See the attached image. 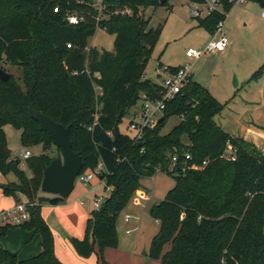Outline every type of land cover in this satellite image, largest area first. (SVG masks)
Listing matches in <instances>:
<instances>
[{"label": "trees", "instance_id": "trees-1", "mask_svg": "<svg viewBox=\"0 0 264 264\" xmlns=\"http://www.w3.org/2000/svg\"><path fill=\"white\" fill-rule=\"evenodd\" d=\"M171 1L103 0L98 21L96 0L93 5L89 0H0V71L7 73L8 66L24 71V87L9 73V81L0 78V171L13 172L18 179L0 188L16 199L18 194L25 197L17 203L34 204L29 208L31 219L22 226H0V241L16 228L42 239V252L24 261L0 244V264H63L41 211L44 202L57 206L66 200L40 197L44 171L54 158L49 152L56 146L30 117V103L57 123L71 126L73 150L83 159L81 174L103 163L100 179L106 189L114 188L101 208L93 211L87 236L71 239L81 258H90L98 246L99 261L107 264L105 250L119 243L118 217L142 188V180L154 177L159 168L169 170L177 155L179 167L204 161L208 165L180 175L166 172L175 177L176 185L150 210L159 232L147 256L161 264H264V153L216 123L225 105L192 78L167 103L163 122L146 131L142 142L120 129L144 98L156 101L163 96L160 84L145 79L163 27L150 29L142 12ZM235 1L219 0L222 10L198 18L199 26L214 35ZM244 1L264 8V0ZM127 10L132 17L123 15ZM69 15L85 16V21L69 25ZM98 25L115 36L113 52L89 46ZM172 116L180 117V124L162 135ZM8 125L22 131L25 147L43 146V154L26 160L31 178L21 169L20 159H12L5 133ZM229 144L237 149L235 161L223 157ZM188 153L192 159L185 161ZM167 245L170 250L164 253Z\"/></svg>", "mask_w": 264, "mask_h": 264}, {"label": "rangeland", "instance_id": "rangeland-1", "mask_svg": "<svg viewBox=\"0 0 264 264\" xmlns=\"http://www.w3.org/2000/svg\"><path fill=\"white\" fill-rule=\"evenodd\" d=\"M97 8L99 21L104 8L99 3ZM192 9L189 0H174L169 5L157 9L148 8L142 12L145 19L150 21V29L163 27L160 40L148 63L145 79L161 84L162 79H158L156 74L159 64L171 67H184L189 64V71L194 80L208 89L215 98L226 106L225 113L228 116L235 118V115H240L246 106H254L251 104L252 97L249 99L253 92V85H250L249 79L256 70L264 66V8L255 2L236 4L222 27L230 41L227 52L225 54L212 52L197 60L187 58L186 51L189 48L204 49L212 40V36L199 26L198 19L193 17ZM130 14L132 15H124L132 17L133 12ZM114 41L115 36L107 33L98 25L95 36L89 40V46L100 51L113 52ZM6 70L7 73L13 75L18 84L24 87V71L22 69L8 66ZM160 75L163 78L166 77L163 72ZM235 81L240 83V86L236 87ZM140 108L141 103L134 110H140ZM253 109L255 108L249 110ZM252 112L254 111L250 113L253 114ZM222 115L223 113L220 114V117ZM130 118V115L126 116L120 126L121 131L125 134H129ZM216 121L219 122L220 120L216 119ZM180 122L181 118L178 116L168 118L162 129V135L171 133ZM5 133L12 159H20L21 169L27 177L31 178V169L28 162L23 159V155L29 151L32 157L40 156L44 153L43 146L25 147L22 143V131L11 125L5 127ZM58 153L57 147H53L49 152L52 157H56ZM17 181V176L13 172L3 174L0 171L1 186ZM175 185V177L163 171H159L154 177L143 179L142 188L138 192L145 191V188L148 189L147 194H149L150 200H142L137 192L129 201L117 221L118 246L111 249H119L126 254H132V257L148 259L153 263L159 262L150 259L145 253L149 251L153 238L159 232V225L151 216L150 210L154 205L165 200L167 193ZM75 186L76 190L71 194V197H76L79 188L83 189L85 193L71 206H65L69 200L60 204L64 205L63 208L67 210L66 214L62 213L63 210L55 209L48 215L49 210L53 207H45L49 205L46 202L42 206V217L44 220L46 217L49 218L50 221L47 224L59 241L69 238L71 243L73 238L81 239L83 237L82 239H84L87 236L88 220L92 218L93 211H97L96 201L100 199L102 204L114 191L113 187L106 189V182L101 179L89 182L78 179ZM17 196L18 199L26 201L21 194ZM40 197L41 199H49L53 196L41 193ZM18 199L11 195H5L0 188V210L8 208ZM60 216L63 217V220L60 219ZM23 231L22 228L14 229L6 236L4 244L12 253H17L27 260L37 256L38 253H35V249L39 245V237L37 241H32L30 244L26 241H20L19 235H22ZM90 240H92L91 233ZM95 256L96 246L95 252L90 258L95 259ZM128 261L129 264L140 263V260L137 263L134 258H129Z\"/></svg>", "mask_w": 264, "mask_h": 264}, {"label": "built area", "instance_id": "built-area-1", "mask_svg": "<svg viewBox=\"0 0 264 264\" xmlns=\"http://www.w3.org/2000/svg\"><path fill=\"white\" fill-rule=\"evenodd\" d=\"M97 4L102 5L103 0H96ZM244 0L235 1L234 4L243 3ZM95 3V0H94ZM104 8V7H103ZM192 14L193 17L201 18L206 17L213 13L216 10H222V5L219 0H205L204 4H192ZM55 13L59 12L58 8L54 9ZM130 10L123 12L124 14H130ZM228 16V15H227ZM264 18V12H263ZM85 21V16L79 15H69L67 17V22L69 25L78 26ZM225 22H221L218 26L217 32L212 36V40L207 44L204 49H194L189 48L186 51V56L190 60H197L203 57L206 54L216 52L223 53L225 52L229 45L230 41L225 32H223L222 27ZM71 48V45L67 46ZM160 70L165 73L166 77L162 78V83L160 84L163 88V96L161 99L156 101L147 100L144 98L141 103L140 110H134L131 113L130 125H129V134L135 142H142L145 137V133L148 130H153L160 123V120L163 119L164 111L166 109V105L168 102L172 101L176 94L180 93L183 88L190 82L192 79V74L189 71V64L184 67H179L176 72H172L170 67L162 66ZM77 74V72L75 73ZM99 78V75H96ZM98 91H101V88H97ZM144 152V149L142 150ZM31 153L26 151L23 155V159L27 160L31 157ZM185 161L191 160V155L188 153L185 155ZM225 159L229 161H235L237 158V149L231 144L228 145L226 153L223 156ZM179 159L177 155H174L172 158V162L169 170L166 172L174 173L175 175H180L186 171H199L203 170L207 165L208 161H204L202 165H188L186 163L185 166L179 167L178 165ZM162 171L161 168L157 170ZM105 172V167L103 163H99L96 169L87 171L84 174H80L78 179L82 181L89 182L93 179H100ZM142 200L149 201L150 197L144 192H138L137 194ZM103 204V203H102ZM101 200L98 199L96 201V209L99 210L101 208ZM34 206V204H28L24 202L16 203L13 207L3 210L0 212V226L4 225H12V226H22L26 222L31 219V215L29 212V208Z\"/></svg>", "mask_w": 264, "mask_h": 264}, {"label": "crops", "instance_id": "crops-1", "mask_svg": "<svg viewBox=\"0 0 264 264\" xmlns=\"http://www.w3.org/2000/svg\"><path fill=\"white\" fill-rule=\"evenodd\" d=\"M243 3H249V2H243ZM243 3H241V4H243ZM201 18H205V17H201ZM211 36H213V35H211ZM226 52H227V50L225 52H223V54H225ZM162 66H165V65L162 64ZM162 66H159V68L156 69V74H157L158 79L163 78L160 75V74H162V71L160 70V67H162ZM167 67L179 68V67H171V66H167ZM192 78H193V76H192ZM193 80H194V78H193ZM249 83H250V85H253L252 86L253 92L249 96V99H251V97H252V99H251L252 103L251 104L254 106H246V108L243 110V112L240 113V115L239 114L235 115V118H231L230 116H228V114L225 113L226 112V106H225V109L222 112L223 115L221 117H220V115L217 116L215 118V121H216V119L220 120L219 122L216 121V123L220 127H222L224 131L229 133L231 136H233L235 138L243 139L246 142H250V143L256 145L264 153V66L262 68H260L259 70H256L254 72V74L249 79ZM238 86H240V83H238ZM252 108H255V109L249 110ZM251 111H254V112H252L254 115L250 113ZM221 122H222V124H221ZM94 180H97V178L93 179L92 181H94ZM75 190H76V186H75L74 191ZM144 190L145 191L141 190V192H144L146 194L149 192V190L146 188ZM73 192H72V194H73ZM84 193H85L84 190L79 188V192H77L76 197L73 198V197H71L72 195H70V197L67 199V200H69V202H66L67 205H65V206H71L72 203L75 202L76 200H78L79 198H81ZM147 195L149 196V194H147ZM16 203L17 202L13 203L8 208L1 209L0 212L13 207ZM48 206L53 207V209L49 210L48 215H50V213H52L53 210H55V209L61 210V211L63 210L62 213L66 214L67 210H65L63 208L64 205L52 206L49 204L45 207H48ZM45 219H46L45 220L46 222L50 221L48 217H46ZM60 219L63 220V217L60 216ZM12 231H10L9 234ZM117 231H118V228H117ZM19 236L21 237L20 241H26V243H28V244H30L32 241H37V238L39 237V245L36 247L35 253H38L37 254V256H38L42 252V246H41L42 239L39 235H36L33 232L23 231L22 235H19ZM82 238L83 237H81V240H82ZM77 239H80V238H77ZM4 240H6V239L4 238L3 240H1L0 244L5 249L9 250L7 245L5 246ZM54 243H55L56 256L63 264H101L99 261V258H98V250H99L98 246H96L95 259H93V258L84 259V258H81L78 256V254L75 251L72 243H70L69 238H67L66 240L62 239L61 241H59L54 236ZM169 250H170V246L169 245L165 246L164 253L168 252ZM10 252H12V251H10ZM148 252H145V253L148 254ZM14 254L18 255L20 261L25 260L19 254H17V253H14ZM34 257H36V256H34ZM34 257H32V258H34ZM104 258H105V261L107 264H129V261H128L129 258H134L137 263H139V260H140L139 264H161L159 262L153 263V262L149 261L148 259L144 260L143 258L136 257V256L132 257V254H126V253H124V251H121L119 249H111V248H108L105 250Z\"/></svg>", "mask_w": 264, "mask_h": 264}, {"label": "water", "instance_id": "water-1", "mask_svg": "<svg viewBox=\"0 0 264 264\" xmlns=\"http://www.w3.org/2000/svg\"><path fill=\"white\" fill-rule=\"evenodd\" d=\"M169 0H161L164 4ZM90 5L94 0H89ZM0 78L7 82L10 75L3 70L0 71ZM238 87V82L235 81ZM30 117L39 123L41 129L47 132L54 145L60 150L49 166L44 171L41 193L51 195L61 200H67L75 189L77 178L83 170V159L79 153L74 152L71 141V126L65 127L57 123L47 115L38 112L32 103L29 105ZM163 119L160 120V123Z\"/></svg>", "mask_w": 264, "mask_h": 264}]
</instances>
